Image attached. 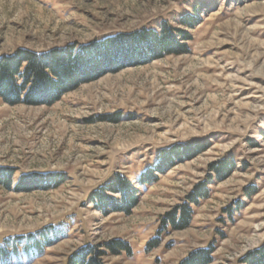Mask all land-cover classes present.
<instances>
[{
  "label": "rangeland",
  "instance_id": "374dc122",
  "mask_svg": "<svg viewBox=\"0 0 264 264\" xmlns=\"http://www.w3.org/2000/svg\"><path fill=\"white\" fill-rule=\"evenodd\" d=\"M185 15L197 20L187 53L105 72L51 105L0 99V167L14 173L10 188L0 186V242L51 225L60 231L40 256L19 252L10 264H66L81 246L115 239L129 250L106 251L105 264H177L208 245L211 264H245L264 243V0H0V55L159 29L162 21L183 28ZM198 141L205 151L138 182L161 148ZM226 156L234 168L211 180L189 225L159 233L165 213ZM33 172L63 180L14 189ZM116 172L138 189L130 214H102L89 202Z\"/></svg>",
  "mask_w": 264,
  "mask_h": 264
},
{
  "label": "trees",
  "instance_id": "16d2710c",
  "mask_svg": "<svg viewBox=\"0 0 264 264\" xmlns=\"http://www.w3.org/2000/svg\"><path fill=\"white\" fill-rule=\"evenodd\" d=\"M196 21L193 16L185 15L179 20V25L183 28L162 21L159 29L141 28L132 32H119L85 44H69L44 52L16 48L12 53L0 55V99L9 105H51L65 93L105 72L146 64L167 55L187 53L188 42L191 40L187 29ZM206 148L205 141L193 144L175 143L163 147L157 152L154 167L143 171L138 182L145 184L154 181L157 174L164 169L176 162L192 158ZM233 168L231 156L210 163L209 170L212 175H209V179L198 182L182 204L165 213L161 219L159 233L166 228H186L192 218V206L198 205L208 197L211 180L225 179ZM13 175L12 169L0 167V186L10 188ZM62 177L56 172L24 174L15 183L14 189L20 191L26 188H48L54 182H61ZM138 199L136 185L119 172L93 189L89 195V202L102 214H130ZM52 228L51 225L34 233L4 238L0 242V264H10V258L19 256V252L28 259L40 256L44 249L58 238L60 231H53ZM153 240V247L160 244L158 236ZM124 250L128 251L129 246L118 239L98 246L85 244L67 258L66 264H105L103 256L106 251L117 254ZM213 252V245L196 248L188 252L177 264H211ZM241 262L264 264V243L247 252Z\"/></svg>",
  "mask_w": 264,
  "mask_h": 264
}]
</instances>
